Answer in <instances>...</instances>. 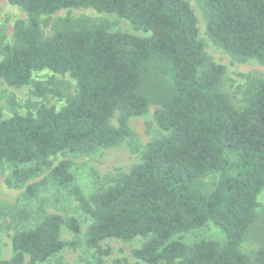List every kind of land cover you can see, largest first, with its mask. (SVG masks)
<instances>
[{"label": "trees", "instance_id": "1", "mask_svg": "<svg viewBox=\"0 0 264 264\" xmlns=\"http://www.w3.org/2000/svg\"><path fill=\"white\" fill-rule=\"evenodd\" d=\"M8 2L22 9L26 20H15L12 43L0 49V80L14 87L30 83L32 93L41 97L48 90L31 76L46 68L68 73L76 93L60 109L40 105L34 113L7 119L0 113V162L15 165L6 182L23 184L58 152L88 154L119 144L133 133L128 119L154 103L156 123L166 135L148 143L140 161L112 186L85 196L69 159L50 169L53 185L68 189L91 219L86 245L108 255L110 249L100 245L104 239L146 238L131 250L135 261L117 260L120 264H264V246L253 255L241 249L264 187V76L251 80L245 105L235 108L218 89L225 67L206 60L187 0ZM204 4L213 44L235 60L264 61V0ZM65 8L111 13L147 35L64 17L44 36L40 16ZM208 175L216 180L204 188L202 178ZM37 186L26 185V195H34ZM208 221L223 232L222 243L181 240ZM63 223L79 232L76 218L64 221L57 214L15 231L12 255L0 258V264H22L25 256L43 262L74 246L75 241L60 238Z\"/></svg>", "mask_w": 264, "mask_h": 264}, {"label": "rangeland", "instance_id": "2", "mask_svg": "<svg viewBox=\"0 0 264 264\" xmlns=\"http://www.w3.org/2000/svg\"><path fill=\"white\" fill-rule=\"evenodd\" d=\"M197 17L199 38L203 43V52L207 61L221 64L225 67L218 83V89L227 97L235 108L245 105L248 89L252 79L264 76V61L250 58L238 61L230 57L220 47L213 44L206 32L207 8L204 0H187ZM70 17L73 20L85 18L91 27L105 25L109 31H122L133 35L145 36L126 19L111 13L97 12L92 8H65L50 15H41V29L44 36L51 34L60 27V19ZM26 20V13L8 0H0V49L4 44L12 43L13 25L15 20ZM0 54V59H1ZM32 80H40L47 88L41 96L32 93V85L25 84L14 87L0 80V113L7 119L14 113L24 115L27 111L35 112L40 105L60 109L68 97L76 93V83L68 73H56L43 68L34 70ZM154 103L149 104L147 111L128 119L132 135L119 144L101 148L88 154L72 153L67 150L49 156L39 173L19 186L9 185L6 179L12 174L15 165L0 162V258L8 259L12 255L11 236L15 231L32 228L44 216L57 214L64 221L74 217L79 223V232H71L63 223L60 238L64 241H75L74 246H65L59 252L43 262H30L25 256L22 264H120L117 260L133 263L135 258L131 250L139 247L146 238L136 236L128 241L116 238L104 239L100 242L102 248H109L108 255H99L94 248L85 243V229L90 223V217L82 212L78 202L68 189L53 185L49 177L50 169L62 159L71 161L70 170L76 184L85 196L102 191L112 186L117 179L128 172L132 165L140 161L142 152L148 143L161 139L166 135L155 120ZM118 112L111 117L110 123L117 125ZM30 165V164H26ZM33 165V164H32ZM23 166V165H19ZM216 180L215 175L202 178L203 187H211ZM38 183L34 195L28 197L26 185ZM258 205L253 220L246 231L241 244L243 252L253 253L264 246V187L257 196ZM186 244L198 240H213L222 243L223 232L208 221L204 226L194 229L181 236Z\"/></svg>", "mask_w": 264, "mask_h": 264}]
</instances>
